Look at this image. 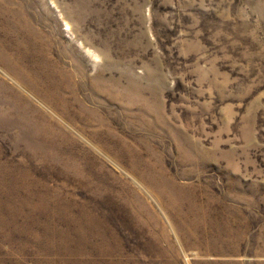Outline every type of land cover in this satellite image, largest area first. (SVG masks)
Wrapping results in <instances>:
<instances>
[{"label":"rangeland","instance_id":"obj_1","mask_svg":"<svg viewBox=\"0 0 264 264\" xmlns=\"http://www.w3.org/2000/svg\"><path fill=\"white\" fill-rule=\"evenodd\" d=\"M0 264H264V0H0Z\"/></svg>","mask_w":264,"mask_h":264}]
</instances>
